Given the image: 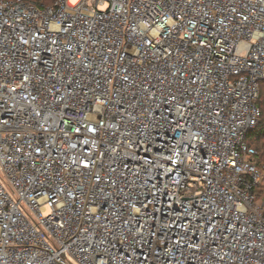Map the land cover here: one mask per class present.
Returning <instances> with one entry per match:
<instances>
[{
	"label": "built area",
	"instance_id": "2783aa9c",
	"mask_svg": "<svg viewBox=\"0 0 264 264\" xmlns=\"http://www.w3.org/2000/svg\"><path fill=\"white\" fill-rule=\"evenodd\" d=\"M263 81L264 0H0V264H264Z\"/></svg>",
	"mask_w": 264,
	"mask_h": 264
},
{
	"label": "trees",
	"instance_id": "16d2710c",
	"mask_svg": "<svg viewBox=\"0 0 264 264\" xmlns=\"http://www.w3.org/2000/svg\"><path fill=\"white\" fill-rule=\"evenodd\" d=\"M35 3L39 7H49L58 0H26ZM258 106L262 112L258 127L249 135L248 144L257 151V162L259 167L264 168V81L260 84V97Z\"/></svg>",
	"mask_w": 264,
	"mask_h": 264
},
{
	"label": "rangeland",
	"instance_id": "374dc122",
	"mask_svg": "<svg viewBox=\"0 0 264 264\" xmlns=\"http://www.w3.org/2000/svg\"><path fill=\"white\" fill-rule=\"evenodd\" d=\"M78 2L79 0H70L71 5H76ZM106 10H107V6L100 8V11H106ZM262 202H264V200H258V203H262Z\"/></svg>",
	"mask_w": 264,
	"mask_h": 264
}]
</instances>
